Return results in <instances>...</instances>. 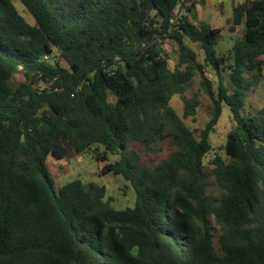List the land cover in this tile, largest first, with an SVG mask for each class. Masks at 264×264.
Listing matches in <instances>:
<instances>
[{
    "label": "trees",
    "instance_id": "1",
    "mask_svg": "<svg viewBox=\"0 0 264 264\" xmlns=\"http://www.w3.org/2000/svg\"><path fill=\"white\" fill-rule=\"evenodd\" d=\"M18 1L32 24L0 0V264H264V106L244 107L264 70V0L234 2L228 31L242 28L226 55L222 29L193 21L205 0L179 18L182 0ZM196 77L212 113L191 130ZM224 106L232 125L208 173ZM165 140L170 152L144 164L135 146L159 152ZM70 152L121 176L133 205L115 208L94 181L55 187L48 160Z\"/></svg>",
    "mask_w": 264,
    "mask_h": 264
},
{
    "label": "rangeland",
    "instance_id": "2",
    "mask_svg": "<svg viewBox=\"0 0 264 264\" xmlns=\"http://www.w3.org/2000/svg\"><path fill=\"white\" fill-rule=\"evenodd\" d=\"M237 0H211L210 8L205 11L204 6H201V10L196 12L193 16V21L196 23L206 22L211 27H216L222 29L221 38L218 40L216 49L219 54L226 55L232 45L234 38H236L242 27H237L235 32L231 33L228 31V25L226 23L227 18L231 14L232 3ZM12 3L16 7L19 14L30 24L33 23L32 17L26 11L24 6L18 0H12ZM189 42V41H187ZM193 51L197 54V58L202 61V51L198 45L188 43ZM165 48L169 54V68H172L173 63L176 59L175 45L169 43L165 45ZM205 76L212 82L213 87L216 86L217 77L214 71L206 67ZM250 78V75H248ZM224 80L228 87H230L229 80L224 74ZM24 78L21 74L16 73L12 76L9 81L11 87L17 86L22 83ZM193 94L197 95L199 100V106L196 109L195 121L191 118L183 120L188 128L191 130H199L203 128L205 123L210 119L212 113V101L203 91L200 78H194L186 88L185 95L191 97ZM171 106L177 112L179 116L182 114V103L177 96L171 99ZM264 106V70L262 72V78L260 83L254 88L246 93L245 99V112H258L261 107ZM232 125L231 113L227 106L222 108L221 116L214 128L213 133L210 136V143L213 147V151L210 152L204 159L205 171L209 173L211 169L210 159L213 153H221L220 147L224 142L225 134L229 131ZM159 152L143 153L139 146L135 148L139 149L141 152V161L144 164H154L157 163L161 157L167 155L171 146L169 140H165L159 145ZM110 162L113 161L111 157ZM101 164L98 163L89 152L76 155L73 152L69 153V156L64 160L56 161L54 159L48 160V170L50 176L55 184V187L62 186L71 180L79 178L84 182L94 181L98 184L103 185L106 188L107 195L113 200V205L115 208L120 209L126 206H132L134 203V193L129 186L124 182L121 176H116L113 174H107L99 177L98 173L100 171ZM217 246V243L214 242Z\"/></svg>",
    "mask_w": 264,
    "mask_h": 264
},
{
    "label": "built area",
    "instance_id": "3",
    "mask_svg": "<svg viewBox=\"0 0 264 264\" xmlns=\"http://www.w3.org/2000/svg\"><path fill=\"white\" fill-rule=\"evenodd\" d=\"M200 1L201 0H182L184 8H182L181 10L175 9L173 11L175 18H177V17L179 18L181 16H187L188 13L185 11V8L190 7L193 2H200Z\"/></svg>",
    "mask_w": 264,
    "mask_h": 264
},
{
    "label": "crops",
    "instance_id": "4",
    "mask_svg": "<svg viewBox=\"0 0 264 264\" xmlns=\"http://www.w3.org/2000/svg\"><path fill=\"white\" fill-rule=\"evenodd\" d=\"M237 1H242V0H237ZM210 3H211V0H205L204 1V4L202 5H197L196 8H195V11H194V15L196 12L200 11L201 10V6H204V10L207 11L209 8H210ZM232 5H233V2L231 1ZM232 9V7H231ZM203 23H206V22H203ZM208 24V23H207ZM57 161V160H56Z\"/></svg>",
    "mask_w": 264,
    "mask_h": 264
}]
</instances>
